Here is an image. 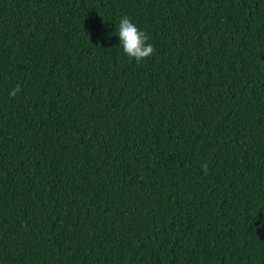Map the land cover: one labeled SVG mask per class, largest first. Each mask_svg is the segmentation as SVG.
Masks as SVG:
<instances>
[{
  "label": "trees",
  "instance_id": "obj_1",
  "mask_svg": "<svg viewBox=\"0 0 264 264\" xmlns=\"http://www.w3.org/2000/svg\"><path fill=\"white\" fill-rule=\"evenodd\" d=\"M0 264H264V0H0Z\"/></svg>",
  "mask_w": 264,
  "mask_h": 264
},
{
  "label": "clouds",
  "instance_id": "obj_2",
  "mask_svg": "<svg viewBox=\"0 0 264 264\" xmlns=\"http://www.w3.org/2000/svg\"><path fill=\"white\" fill-rule=\"evenodd\" d=\"M116 35L119 38V45L122 47L123 54L138 64L154 53L153 45L146 43L149 40L148 35L126 15L119 19ZM20 91L21 89L17 85L9 95L16 96ZM202 167L205 170L207 168L206 165H202Z\"/></svg>",
  "mask_w": 264,
  "mask_h": 264
}]
</instances>
